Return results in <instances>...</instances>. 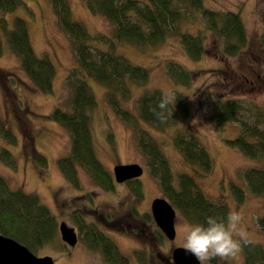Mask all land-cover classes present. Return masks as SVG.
Returning <instances> with one entry per match:
<instances>
[{
    "label": "rangeland",
    "instance_id": "374dc122",
    "mask_svg": "<svg viewBox=\"0 0 264 264\" xmlns=\"http://www.w3.org/2000/svg\"><path fill=\"white\" fill-rule=\"evenodd\" d=\"M21 1L24 5L13 12L0 11V18L5 20L8 28L15 17L26 21L35 55H46L51 60L55 77L51 95L38 93L20 70L17 58L6 47L0 54V115L16 138V145L0 141V149L8 150L16 164L15 168H9L0 160V176L10 189L36 195L53 215L57 226L63 222L79 237L76 245L68 248L60 240L57 230L56 240L59 245H65L64 252L56 248L54 240L51 245L32 253L38 257L51 256L54 264H102L99 256L80 239L82 232L78 225L85 224L95 225L109 237L119 254L130 264H172V250L183 247L182 236L176 227L179 215L176 213L174 220V240L160 236L150 215L151 201L162 197L157 180L149 175L145 158L136 147L135 131L112 112L105 99L104 87L91 80L88 83L96 100L91 113L95 154L111 174L117 164L137 163L142 166L143 173L137 180L141 197H136L131 185L125 183L116 184L112 191H104L83 172L79 174L78 186L74 187L60 172L57 162L68 152L69 137L50 120L49 114L57 104H64L69 96L64 82L73 66L72 53L66 37L56 27L49 0ZM67 1L73 20L81 23L91 38L97 35L111 37V25L99 15L89 13L84 0ZM202 5L220 13H238L245 27L246 45L235 56L223 54L221 41L205 30L202 15L192 10L185 13L179 28L201 37L204 53L198 60L190 59L174 36L156 46L141 48L116 42V54L149 72L147 84L132 87L131 98L122 106L124 109L133 108V102L146 89H158L171 101L177 93L184 97L186 113H179L167 128L156 130L143 122H139V126L148 131L158 144L169 164L174 183L177 175H190L209 199L221 201L229 212L240 214L235 238L260 243L264 249V239L255 225L263 212V200L246 191L243 203L236 204L229 193L230 182L241 184L239 174L244 169L260 166L261 162L242 156L225 143L236 137V123L217 128L212 120L217 100H239L242 110L237 116L239 120L249 122L253 120L251 110L254 111V106H264V46L261 44L264 0H202ZM91 45L101 50L107 48L97 39L92 40ZM170 63L179 65L189 74L187 85L174 83L167 75L166 66ZM193 120L197 122L192 123ZM177 132L195 135L207 149L212 159L209 173L202 174L183 161L173 144ZM38 154L45 158L44 167L36 160ZM144 214H148L150 220H144ZM208 264H242V258L238 252L227 260L213 258Z\"/></svg>",
    "mask_w": 264,
    "mask_h": 264
},
{
    "label": "trees",
    "instance_id": "16d2710c",
    "mask_svg": "<svg viewBox=\"0 0 264 264\" xmlns=\"http://www.w3.org/2000/svg\"><path fill=\"white\" fill-rule=\"evenodd\" d=\"M49 2L56 27L66 37L73 59V66L64 82L69 96L64 104H57L49 114L50 120L60 126L69 137L68 152L57 162L64 178L77 187L79 174L83 172L104 191H112L114 188L111 173L102 166L94 151L91 113L96 107V100L88 83L91 80L104 87L105 99L112 112L135 131L134 142L145 158L148 173L157 180L161 196L175 212L190 223L203 224L208 216L226 218L229 213L227 206L221 201L209 199L190 175L179 174L175 183L173 182L169 164L158 144L148 131L139 126V122H143L156 130L167 128L179 113H186L184 97L177 93L171 101L158 89H146L133 102V108L124 109L123 102L131 98L132 87L146 85L149 72L116 54L115 44L126 43L134 48L156 46L174 36L182 44L186 55L192 60H198L204 53L201 37L179 28L185 13L192 10L202 15L205 30L221 41L223 54L235 56L247 42L240 15L206 9L202 0H84L89 13L99 15L112 27L111 37L97 35L91 38L83 25L73 20L67 0ZM23 5L21 0H0V11L13 12ZM96 39L104 42L107 48L101 50L92 47L91 42ZM261 44L264 46V28ZM4 47L17 58L19 68L31 86L38 93L51 95L54 65L46 55H35L24 19L15 17L12 26L8 28L5 20L0 18V54L4 52ZM166 72L174 83H189V74L175 63L166 66ZM164 98L167 103L161 108L159 105ZM241 110L239 100H217L213 106L212 120L217 128L236 123V137L225 143L242 156L261 162L260 166L244 169L239 174L243 184L230 182L229 193L236 204L243 203L246 191L263 200V212L255 225L264 239V106H254V111L251 110V122L239 120L237 115ZM107 139L112 141L110 135ZM0 141L16 145V138L4 124L1 115ZM173 144L185 163L202 174L211 171V156L195 135L177 132L173 137ZM0 160L7 167L15 168V161L8 150L0 149ZM36 160L41 167L46 165L43 156L38 154ZM131 190L136 197H141L138 181L131 184ZM143 219L150 220V216L144 214ZM78 227L82 232L80 239L89 250L101 251L106 263L130 264L93 226L79 224ZM0 235L14 239L31 252L51 245L54 240V245L60 252L66 250L65 245H59L56 240L57 225L53 215L40 203L38 197L18 189H10L1 176ZM239 241L242 264H264V249L260 243Z\"/></svg>",
    "mask_w": 264,
    "mask_h": 264
},
{
    "label": "water",
    "instance_id": "95a60500",
    "mask_svg": "<svg viewBox=\"0 0 264 264\" xmlns=\"http://www.w3.org/2000/svg\"><path fill=\"white\" fill-rule=\"evenodd\" d=\"M143 173V167L137 163L117 164L112 168L115 183H124L138 179ZM150 215L162 235L169 241L175 238L174 220L176 212L168 201L155 198L150 204ZM60 240L70 248L77 243V235L73 228L60 222L57 226ZM172 264H198V261L183 247H176L171 252ZM0 264H54L51 256L38 257L24 245L12 238L0 235Z\"/></svg>",
    "mask_w": 264,
    "mask_h": 264
},
{
    "label": "clouds",
    "instance_id": "9594fccd",
    "mask_svg": "<svg viewBox=\"0 0 264 264\" xmlns=\"http://www.w3.org/2000/svg\"><path fill=\"white\" fill-rule=\"evenodd\" d=\"M167 99L160 102L165 107ZM197 121L193 120L192 123ZM241 216L238 212H229L226 218L208 216L205 222L190 223L185 217L177 218L176 227L183 239V248L189 252L198 264H208L213 258L230 259L241 251V244L236 239Z\"/></svg>",
    "mask_w": 264,
    "mask_h": 264
},
{
    "label": "flooded vegetation",
    "instance_id": "af4514ba",
    "mask_svg": "<svg viewBox=\"0 0 264 264\" xmlns=\"http://www.w3.org/2000/svg\"><path fill=\"white\" fill-rule=\"evenodd\" d=\"M135 181H137V180H129V181H126V182H124L126 185H131V184H133ZM113 183H114V186H116V184L117 183H115L114 181H113ZM120 184H123V183H120ZM117 185H119V184H117ZM93 226V228H95L96 229V231L103 237V238H105V239H107L108 241H110L111 243H112V241L109 239V237H107L103 232H101L99 229H97V227H95V225H92ZM76 232V231H75ZM76 235H77V239L79 238L78 237V234L76 233ZM113 244V243H112ZM113 246H114V244H113ZM114 248L116 249V246H114ZM90 251H92V252H94V253H96L98 256H99V259H100V261L102 262V264H108V263H106L105 261H104V259H105V257H103V254H102V252L101 251H99V250H90ZM116 251H117V249H116ZM118 252V251H117ZM119 253V252H118ZM65 254V253H64ZM172 263V262H171Z\"/></svg>",
    "mask_w": 264,
    "mask_h": 264
}]
</instances>
